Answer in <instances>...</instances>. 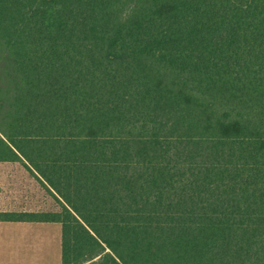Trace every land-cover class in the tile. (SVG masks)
I'll return each instance as SVG.
<instances>
[{
	"label": "trees",
	"instance_id": "trees-1",
	"mask_svg": "<svg viewBox=\"0 0 264 264\" xmlns=\"http://www.w3.org/2000/svg\"><path fill=\"white\" fill-rule=\"evenodd\" d=\"M18 161L62 264H264V0H0Z\"/></svg>",
	"mask_w": 264,
	"mask_h": 264
},
{
	"label": "rangeland",
	"instance_id": "rangeland-1",
	"mask_svg": "<svg viewBox=\"0 0 264 264\" xmlns=\"http://www.w3.org/2000/svg\"><path fill=\"white\" fill-rule=\"evenodd\" d=\"M23 165L16 164L15 168L1 171L9 175L0 174V210L60 211L61 206L53 194L36 176L40 184L35 182L34 174ZM28 174L31 180L27 178ZM3 235L14 241L7 248L0 243V264H62V228L59 223H42L27 229L19 226L0 229V236Z\"/></svg>",
	"mask_w": 264,
	"mask_h": 264
},
{
	"label": "crops",
	"instance_id": "crops-1",
	"mask_svg": "<svg viewBox=\"0 0 264 264\" xmlns=\"http://www.w3.org/2000/svg\"><path fill=\"white\" fill-rule=\"evenodd\" d=\"M16 164H20V165L22 164L23 165V164H25V162H22V161H18V162H0V174H2V176H4L6 173L1 172V171L4 170V169L6 170V169H8L10 167L15 168L14 166ZM23 167H24V165H23ZM27 169H28V167H27ZM7 175H9V173H7L6 176ZM28 175L29 176H27V178L29 177V179L31 180L30 174H28ZM36 177H35V175H34V177L32 176V178H34L35 180H37L35 182H38L39 183V181H38V179ZM21 178H23V176ZM5 180H7V178ZM10 181L12 182V177L10 178ZM7 212H43V211H40V210H31V209H28V208L27 209H25V208L24 209H19V210H11V209H1L0 210V213H7ZM33 224H35V225H33ZM38 224H42V223L0 221V229L5 230L7 228H12V227L17 228V226H19V228H25V229H27L30 226H37ZM0 237H1L0 238V243L2 244L3 248H7L8 244L9 243H12L14 241V240L13 241L10 240L9 237H5L4 235L3 236H0ZM8 239L10 240V242H8L9 241ZM8 248H10V247H8Z\"/></svg>",
	"mask_w": 264,
	"mask_h": 264
}]
</instances>
